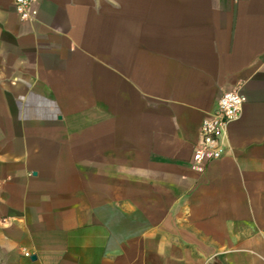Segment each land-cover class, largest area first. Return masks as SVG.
Wrapping results in <instances>:
<instances>
[{"label":"crops","instance_id":"0c3cea01","mask_svg":"<svg viewBox=\"0 0 264 264\" xmlns=\"http://www.w3.org/2000/svg\"><path fill=\"white\" fill-rule=\"evenodd\" d=\"M33 7L0 0V264H264V0Z\"/></svg>","mask_w":264,"mask_h":264},{"label":"built area","instance_id":"2783aa9c","mask_svg":"<svg viewBox=\"0 0 264 264\" xmlns=\"http://www.w3.org/2000/svg\"><path fill=\"white\" fill-rule=\"evenodd\" d=\"M15 11L22 21H31L36 15L33 0H13ZM246 98L239 90L224 91L211 114L201 121L198 141L191 156L192 166L202 170L211 161L221 158L227 149V128L242 111ZM25 256H29L25 253Z\"/></svg>","mask_w":264,"mask_h":264}]
</instances>
